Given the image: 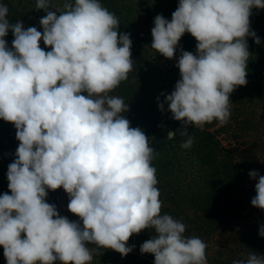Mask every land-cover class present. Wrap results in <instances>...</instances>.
Wrapping results in <instances>:
<instances>
[{"label": "clouds", "instance_id": "9594fccd", "mask_svg": "<svg viewBox=\"0 0 264 264\" xmlns=\"http://www.w3.org/2000/svg\"><path fill=\"white\" fill-rule=\"evenodd\" d=\"M63 7L37 0L35 9L47 13L41 33L12 23L0 4V119L15 126L19 141L7 171L11 194L0 195L7 264H91L89 245L126 257L135 247L127 246L130 237L150 228L156 235L140 251L153 254L154 264H207L206 243L186 237L184 223L161 214L155 150L122 115L128 103L110 95L134 69L130 34L118 32V17L100 0H65ZM253 8L264 9V0H179L170 21L155 17L151 48L163 57L174 58L186 32L197 41L195 54L181 49L174 91L161 93L163 102L157 97L159 110L167 104L172 119L182 122L179 132L188 136L182 148L192 146L189 127L228 123L230 94L247 84V37L260 43L250 30ZM9 31L11 48L4 39ZM249 176L258 179L251 204L264 209V176ZM60 188L79 221L46 202V190ZM233 264H264V256L253 252Z\"/></svg>", "mask_w": 264, "mask_h": 264}, {"label": "trees", "instance_id": "16d2710c", "mask_svg": "<svg viewBox=\"0 0 264 264\" xmlns=\"http://www.w3.org/2000/svg\"><path fill=\"white\" fill-rule=\"evenodd\" d=\"M0 2L2 1L0 0ZM172 3V7L167 8L163 5L161 9H159L160 12H152L151 18L153 16V19H155L157 15L162 14L170 21L172 13L178 7L179 0H172ZM109 11L111 12V9H109ZM249 19L250 30L254 31L260 38V43L257 44L252 37H247L250 58L247 66L248 74L246 80L249 82V85L246 88L241 86V88L243 87L241 93L244 95V98L247 94L249 95L250 88H256L258 91L263 90L260 81H264V79H261L262 74L264 77V9L253 8L252 15ZM15 22L17 21L14 20V23ZM146 22L148 21L146 20ZM129 26L132 31H134L136 27L138 28V26L133 23V19L127 28ZM119 28L125 30L121 24ZM127 33L130 34V39L132 40L131 58L134 62V69L128 74V79L121 82L119 88L122 91H126V96L131 98L130 100L134 107L132 110L133 113L127 118L130 121L131 127L141 128L149 137V145L155 150L156 155L152 161V166L156 169L157 180L159 181L163 177H166L167 183L169 184V188H167L168 193L166 195L167 198L171 200V206H167L164 210L161 209V214H167V211L171 210L173 214L171 213L170 215L185 225L196 223L194 227V229L196 228V233H193V236H198V234L202 232V225L200 222L201 215L195 213L191 216V214L186 211L185 205H194L198 210L202 209L205 211L208 200H211L210 202H212L214 210L207 215V218L215 225L224 227L232 224L237 219L235 214L236 216L238 214L240 220L245 222L254 215V211L260 210L251 204V200L256 196V190H251V185H249L248 182L250 179L249 172L254 171L258 166H262L257 159L254 149L242 150L240 153L241 158L239 161H235V163L232 157L226 158L225 155H223L222 140L219 138L221 130L215 128L217 121H213L211 124H205L203 127H196L193 125L188 128V133L193 138L191 152L194 154V159L196 162H199L205 170L203 177L205 182H209L210 184V187L208 186L209 189L211 188L210 194L217 192V188L221 189L220 199L208 196L204 198L192 197V194L197 196V192L192 189L190 184H188L187 189L183 187V183L180 180V172L178 170V168L181 167L179 164L180 158L176 153L170 156L168 152L169 147L172 145V139H168L166 136L167 133H170V127L173 128L174 132H177L173 139L176 140L178 144L184 143L188 139V136H183L179 132L182 130L181 121L175 120L173 123H170L169 120H166L161 115V111L157 109V97L160 95V100H164V97L161 96L162 92L160 91L163 83L169 80V82L173 81L176 85L177 81L181 78L179 69L176 67L181 55V49L195 54L196 39L191 36L190 33L186 32L179 41L174 58L169 60L164 57V61L167 62V67H165L162 64L164 61L161 60L160 56L151 48L152 41H148L147 38L142 37L135 40L132 32L128 31ZM146 53H148V55H146ZM232 94L236 96L234 98H237V102L243 106L245 100L241 97L242 95L239 96L235 91H233ZM261 148L264 149V143ZM228 152L230 153V150H228ZM222 175L225 177L222 178ZM234 185L239 186L241 196L238 200H233L231 197ZM161 186L162 184L158 185L159 188ZM234 203L238 205L239 211H233ZM251 225H247V232L238 235L240 244L242 247H246H243L244 249L240 251L241 253L244 250L247 251L249 248L252 249L251 246L259 242V238L255 237L254 234L252 237ZM189 229H187L186 233L190 232ZM155 235L154 230L151 228L143 230L139 234H135L134 240L137 250L131 251L126 257H122L120 253L111 249L95 248V246L89 245V247L94 248L91 264H154V255L148 253L142 254L140 246ZM187 237L190 238V236ZM254 248H256V246H254ZM235 260H237V257L230 254L220 261V264H233Z\"/></svg>", "mask_w": 264, "mask_h": 264}, {"label": "rangeland", "instance_id": "374dc122", "mask_svg": "<svg viewBox=\"0 0 264 264\" xmlns=\"http://www.w3.org/2000/svg\"><path fill=\"white\" fill-rule=\"evenodd\" d=\"M1 1L2 2H0V4L8 7L9 18L12 23H14V20L22 21L25 29H27L28 27H36L38 31H41V33L43 32V28L40 25V19L46 16L47 13L42 9H35L37 0ZM72 2L74 3V0H72ZM49 3L54 10H65L63 7L65 0H49ZM100 3L108 10L111 9V12L115 13V15L118 17L121 26L125 29L123 30L121 28H118L119 33H127L128 31H130L132 32L133 38L135 40L142 37L147 38L148 41L153 40L151 29L154 27V19L153 16L151 18V13L157 11L160 12L159 9H161L163 5L167 8L172 7L173 5L172 0H100ZM57 15H59V13H57ZM132 19L133 23L138 26V28L136 27L134 31H132L130 26L127 28V26L130 25ZM146 20L148 22H146ZM4 39L6 40L8 47L11 48L12 41L14 40L12 32L9 31ZM39 44L40 47L46 52L51 50L50 47L44 44L43 40H41ZM157 54L160 56V59L164 61V57L159 53ZM146 55H148V53H146ZM162 64L167 67L166 61H164ZM262 77L263 74L261 75V79H264V77ZM260 82L262 83L263 90L258 91L256 90V88H250L249 95L247 94L245 98L241 93V89L243 90V87L241 88V86H238L234 90L235 93H237L239 96L242 95L241 97L245 100L243 106L239 102H237V98H234L236 96H234L232 93L230 94L231 114L228 123L225 125H219V122L217 121L215 128L221 130L219 138L222 140L223 155H225L226 158L232 157L233 162L239 161V159L241 158L240 153L242 150L254 149V152L257 155V159L262 165L255 168L254 171H258L259 175L264 176V149L261 148L262 144L264 143V81L261 80ZM248 85L249 82H247L244 87L246 88ZM174 89L175 84L173 83V81L169 82L168 80L166 83H163L160 91L165 95H169L172 91H174ZM110 95L118 96L122 98L126 103H128L129 111L122 114L126 118H128L131 113H133L132 110L134 107L132 101L130 100L131 98H128L126 96V91H122L119 87H117L110 93ZM160 102H163V100H160ZM164 107L165 111L163 113L161 112V115L166 120H169L170 123H173V121L175 120L172 119L171 112L167 110L168 105L165 104ZM157 109L159 110L158 107ZM170 132H174L172 127H170ZM171 143L172 145L169 147L168 152L170 156L176 153V155L180 158L179 164L181 165V167L178 168V170L180 172L179 175L180 180L183 183V187H186L187 189L188 184H190L192 189L197 192L196 194L198 197L192 194V197L194 198H204L205 196H208L211 198L217 197V199H220V188H217V192H213L212 194H210V184L209 182L206 183L203 177L205 170L202 168L199 162L195 161L194 154L191 152L192 147L187 149L182 148L181 144H178L174 139L171 140ZM18 145L19 141L16 139L15 126L12 123L0 119V195L4 193H8L9 195L11 194L8 188L9 182L7 180V171L9 164L17 158L16 150L18 148ZM228 150H230V153L228 152ZM223 177L225 176L222 175V178ZM248 182L249 185H251V190H255V185L258 182V179L254 180L250 178ZM159 184H162L160 188L158 187ZM235 186L236 185H234L233 187V194L231 197L233 198V200H238L241 196L240 190L239 186ZM156 187L158 188L160 193L159 199L162 202L161 209L164 210L167 206H171V200H169L166 195L168 193L167 188H169L167 178L163 177L162 179H160ZM46 191L48 192L46 202L55 205L57 211L61 216L67 217L70 221L80 220L79 217L75 216L68 210L69 196L63 190V188L57 189L55 191ZM210 201L211 200H208L205 211H203L202 209L198 210L194 205H185L186 211L189 212L191 216H193L195 213L201 215L200 222L202 225V232H200L198 236H193V233H196V228L194 229L196 223L192 225L191 223H189L186 225V231L190 228V232L186 233L185 231L184 235L186 237H198L206 243L207 264H220V261L228 257L230 254L236 256L237 260L245 261L253 252L264 256V237H261L259 235L260 227L264 226V209L254 211V215L251 216V218H248V220H246L245 222L240 220L238 214L237 216L235 214V217H237L236 221L228 226L223 227L221 225H215L207 218V215H209L211 211L214 210V208L212 207V202ZM233 208L234 212H236L235 210L239 211L238 205L236 203H234ZM171 213V210L167 211L168 215H170ZM80 223L82 224V221H80ZM247 225H251L252 237L254 234L255 237L259 238V242H256V245H254L256 246V248H254V246H251L252 249L249 248L247 249V251L244 250L241 253L240 251H242L246 247H242V245L240 244V240L238 239V235L247 232ZM134 237L135 234L130 237L129 241L127 242V246L131 247L134 245L135 247L133 248V250H137ZM0 264H7L2 246H0ZM56 264H60V262H56Z\"/></svg>", "mask_w": 264, "mask_h": 264}]
</instances>
